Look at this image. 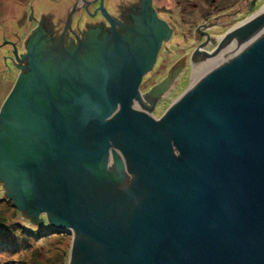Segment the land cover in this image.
Here are the masks:
<instances>
[{
	"label": "water",
	"instance_id": "water-1",
	"mask_svg": "<svg viewBox=\"0 0 264 264\" xmlns=\"http://www.w3.org/2000/svg\"><path fill=\"white\" fill-rule=\"evenodd\" d=\"M243 22L189 66L194 84L159 121L175 78L140 94L142 34L133 50L118 40L123 63H50L51 84L15 83L0 178L32 222L45 211L76 235L69 264H264V10Z\"/></svg>",
	"mask_w": 264,
	"mask_h": 264
},
{
	"label": "flooded vegetation",
	"instance_id": "flooded-vegetation-1",
	"mask_svg": "<svg viewBox=\"0 0 264 264\" xmlns=\"http://www.w3.org/2000/svg\"><path fill=\"white\" fill-rule=\"evenodd\" d=\"M10 2L14 9L9 12L11 18L2 21L3 28L0 33V75L6 83L15 84L23 79L35 84L38 81L37 77L40 76V79L51 84L52 79L56 80L57 75L49 74V71L55 68L50 67V63L51 65L66 64L68 73L72 67L71 63L83 58L95 63L107 61L109 56L123 63L119 55L118 40L124 41L127 35L129 40L124 42L131 47L133 37L138 35L137 38H140L139 35L142 34L145 35L142 44L147 45L146 49L142 47L145 52L133 43L134 47L130 49L136 47L131 51L134 56H129L134 60L139 55V59L142 58L139 60L141 64L151 58L149 63L151 69L142 76L139 91L143 79L156 65L163 46L178 36V24L172 20L176 18L174 13H179L183 23L187 12H197L202 7L201 0H11ZM245 2L244 10L248 11L256 5L257 0H245ZM242 10L243 5L239 4L236 12L233 10L212 16L195 26L192 36L195 47L188 55H183L177 60L183 62H180V66L191 67L201 59L202 53H207L205 48L218 39V36L210 34L209 31L223 28L222 26L231 21L235 14L242 13ZM223 36L224 34L220 36V41ZM217 45L216 43L215 47ZM102 51L109 53L105 55ZM109 72L112 81H120V78L116 79L113 75V70ZM176 76V71L168 72L165 79L172 80Z\"/></svg>",
	"mask_w": 264,
	"mask_h": 264
},
{
	"label": "rangeland",
	"instance_id": "rangeland-1",
	"mask_svg": "<svg viewBox=\"0 0 264 264\" xmlns=\"http://www.w3.org/2000/svg\"><path fill=\"white\" fill-rule=\"evenodd\" d=\"M10 1L11 0H0V33H2L3 28L1 26L2 21H7V19L11 18L9 12L14 9L13 4ZM213 1L215 2L213 3ZM201 3V10L193 13L187 12L185 14V21L183 23L180 20L181 17L179 13H174L176 18H173L172 20H175V22L178 24V36L172 39L170 43L164 45L161 49L156 65L150 74L143 79L142 85L140 87L141 94H146L151 89L160 84L165 79L171 67L177 63V60H179L183 55H188L192 51V49L195 47V42L192 40L195 26L205 22L212 16L218 15L225 9H231L234 7V12H236L238 5H243L242 13L235 14L231 21L222 26L223 28L209 31L210 34L218 36L216 42L208 45L205 48L206 52H211L216 48L215 44H219L220 36L228 32L238 23L243 22L247 16L259 10V8L264 5V0H257L256 5H254L252 10L248 11L244 10L246 7L245 0H201ZM177 76L166 89V91L161 95L155 106L151 109L154 118L158 120L164 116V114L174 102L181 98V96L189 87V79L191 77L189 65H184ZM1 78L2 77L0 75V109L3 101L7 99L6 96L8 92L11 90L12 86L15 85L13 82L6 83L5 80H2ZM8 195V189L4 187V182L0 178V222L10 224L7 226L13 227L16 230L19 239L22 238L24 233L22 227L33 231H44L48 228L57 230L50 226V223L47 222L45 211H40V213L37 214V218H39L40 221L38 223H34L27 217V212L25 210L19 209L17 206H15V204H13L14 202L12 199L8 198ZM5 198L10 199V201H3L2 199ZM67 235L68 236L59 238L58 240L51 239L53 236H55L51 233L49 235L46 234L41 238H39L37 235H33L32 239L26 241L24 245L22 244V247H30L29 250L22 252L26 254L27 257H24V255H21L20 257V247L17 249H10L7 250L9 253H11L10 257H8L7 253L0 254V264H28L26 261L29 258L31 260V258L34 256L37 260L34 264H45L44 261H49L47 264H51L52 260L58 261L57 264H69L70 252L73 250L76 241L74 236L69 234ZM9 238H11V235ZM43 238L45 239L43 240ZM28 242L29 245H26ZM40 250H42V252Z\"/></svg>",
	"mask_w": 264,
	"mask_h": 264
},
{
	"label": "trees",
	"instance_id": "trees-1",
	"mask_svg": "<svg viewBox=\"0 0 264 264\" xmlns=\"http://www.w3.org/2000/svg\"><path fill=\"white\" fill-rule=\"evenodd\" d=\"M213 2H215V1H213ZM233 10H234V7L231 8V9H225L221 13H227V12H229V11L231 12ZM221 13H219V14H221ZM2 200L3 201H7V202L10 201V199H6V198L5 199H2ZM7 225H10V224H6V223L0 222V254L7 253L8 257L11 256V253H9L7 250L17 249L19 247H20V250H19L20 257H21V255H24V257L25 256L27 257V255L24 254V253H22V252L29 250L30 247L29 246L22 247V244L24 245V243L26 241H28L29 239H32L33 238V235H37L39 238H41L42 236H44L46 234L49 235L51 233V234L55 235L51 239H57V240L59 238L68 236L65 233H61V232H59L57 230H53V229H50V228H48V229H46L44 231H33V230H27L26 228L22 227L24 233L22 235V238L19 239L18 238V233H16V230L13 227H10V226H7ZM10 235H11V238H9ZM44 239L45 238H43V240ZM17 244H19V245H17ZM26 245H29V242ZM40 251L42 252V250H40ZM55 255L58 256L57 254H55ZM24 260H26V259H24ZM36 261H37L36 260V257L34 256L33 258H31V260L29 258L26 261V263H28V264H34ZM48 262L49 261H44L45 264H47ZM57 262L58 261L52 260L51 261V264H57Z\"/></svg>",
	"mask_w": 264,
	"mask_h": 264
},
{
	"label": "bare ground",
	"instance_id": "bare-ground-1",
	"mask_svg": "<svg viewBox=\"0 0 264 264\" xmlns=\"http://www.w3.org/2000/svg\"><path fill=\"white\" fill-rule=\"evenodd\" d=\"M264 10V5L261 7V8H259V10H257V11H255V12H253L251 15H249V16H247V18L244 20L245 22H247L248 20H250L251 18H253L254 16H256L258 13H260L261 11H263ZM245 22H243L242 24H244ZM241 24V25H242ZM240 25V26H241ZM237 26V25H236ZM218 46V45H217ZM194 82H195V77L191 74V77H190V79H189V87L187 88V90H189L190 88H191V86L194 84ZM186 90V91H187ZM141 94V93H140ZM141 95H143V94H141ZM173 104H175V102L173 103ZM172 104V105H173ZM152 114H153V112H152ZM155 120L156 121H159L158 119H156L155 118ZM75 241H76V235H75Z\"/></svg>",
	"mask_w": 264,
	"mask_h": 264
}]
</instances>
